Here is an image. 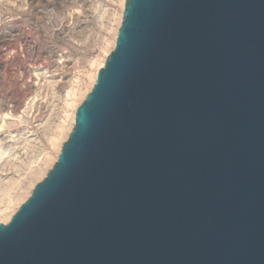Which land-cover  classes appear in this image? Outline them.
<instances>
[{
    "label": "water",
    "instance_id": "95a60500",
    "mask_svg": "<svg viewBox=\"0 0 264 264\" xmlns=\"http://www.w3.org/2000/svg\"><path fill=\"white\" fill-rule=\"evenodd\" d=\"M0 264H264V0H127Z\"/></svg>",
    "mask_w": 264,
    "mask_h": 264
},
{
    "label": "rangeland",
    "instance_id": "374dc122",
    "mask_svg": "<svg viewBox=\"0 0 264 264\" xmlns=\"http://www.w3.org/2000/svg\"><path fill=\"white\" fill-rule=\"evenodd\" d=\"M121 15V0H0V166L8 168L0 180L17 184L14 203L0 193L1 222L46 176L35 173L54 154L50 137L69 123L68 91L89 86Z\"/></svg>",
    "mask_w": 264,
    "mask_h": 264
},
{
    "label": "bare ground",
    "instance_id": "6f19581e",
    "mask_svg": "<svg viewBox=\"0 0 264 264\" xmlns=\"http://www.w3.org/2000/svg\"><path fill=\"white\" fill-rule=\"evenodd\" d=\"M126 1L127 0H121V6H122L121 20L119 21L118 27L116 28L113 37L107 42L108 45L105 46L106 55H104V56L109 55L111 53V51L116 46V40H117L119 28H120L121 23H122L124 7L126 4ZM105 61H106V57H102L100 59H96L93 62V64L95 65V68L89 74L90 84L86 89H82V88L78 89V90L71 89L70 91H68V94L70 96H72V95L74 96V97H71V102H68V106L72 107L71 113H67V115H66L67 118H69V123H68V125H65V123L60 125L58 127V132L55 135L50 137L49 142H50V145L52 146V148L54 149V154H52L51 152L46 153L47 158H46L45 167L39 168L37 170V172L35 173L37 178H41V177H44L45 175H47L48 171L50 170V169H47V167L48 166L53 167L54 164L56 163V161H58L59 155L62 151V146H63L64 142L69 138L70 133L72 132V130L74 128L77 110H78L79 106L81 105V103L86 99L88 93L91 91V88L94 87V85L97 81L98 73L101 70V68L104 66ZM3 116L6 119V117H11L12 114H10L8 111L7 113H4ZM65 121L66 120H64V122ZM4 156H5V153L1 152L0 160L5 158ZM7 170H8V168H6L5 166H0V171L4 172ZM16 185H17L16 183H12L11 181H8V182L4 181L3 182V180H0V193L4 192V195H6L9 199V203H12V202L14 203V200L12 198V195H13L12 193H13V190L16 189ZM31 185H33L32 181H31ZM35 186L36 185H34V187ZM33 189L34 188H31V187L27 188L26 193L22 194L19 198H17V201L19 202V201L25 199L26 195L32 194ZM0 201H1V199H0ZM22 204H20V206ZM16 211H17V209L12 208V210H10L9 212H5L1 215L2 217H4V219H6L5 223L8 222L12 218V216L15 214Z\"/></svg>",
    "mask_w": 264,
    "mask_h": 264
}]
</instances>
